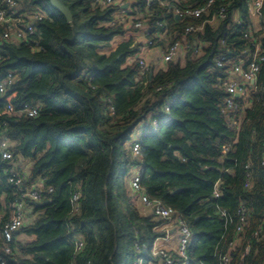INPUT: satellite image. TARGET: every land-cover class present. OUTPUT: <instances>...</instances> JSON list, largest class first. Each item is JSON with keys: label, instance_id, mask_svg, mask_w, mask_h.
<instances>
[{"label": "trees", "instance_id": "1", "mask_svg": "<svg viewBox=\"0 0 264 264\" xmlns=\"http://www.w3.org/2000/svg\"><path fill=\"white\" fill-rule=\"evenodd\" d=\"M104 1L57 0L71 14L68 23L49 0H23L26 9L44 13L33 23L35 33L14 44L2 40L0 28V80L10 72L14 77L0 96V137L11 142L15 159L32 162L29 183L43 180V188L52 189L44 194L43 208L27 204L7 264L157 262L151 247L163 236L157 231L162 222L144 215L133 198L134 168L141 194L174 210L190 229L189 264H223V257L226 264H264V62L250 102L235 99L243 107L240 119L224 110L227 93L221 86L242 51L251 48L244 38L249 21L243 0L225 1L227 19L186 37L185 28L203 19H175L174 8H196L206 0H152L149 6L135 0L150 48L166 52L184 37L204 46L200 57L186 52L184 66L171 61L164 70L154 73L149 66L143 74L137 59L127 64L139 52L132 38L103 53L115 38L135 31L134 19L131 28L110 25L120 9ZM239 10L240 26L233 22ZM252 36L264 49V31ZM220 56L231 64L217 67ZM6 103L15 111L29 103L39 114L4 115ZM246 165L252 179L248 190ZM14 192L0 168V225ZM240 205L251 212L236 234ZM259 228L262 234L253 237Z\"/></svg>", "mask_w": 264, "mask_h": 264}, {"label": "built area", "instance_id": "2", "mask_svg": "<svg viewBox=\"0 0 264 264\" xmlns=\"http://www.w3.org/2000/svg\"><path fill=\"white\" fill-rule=\"evenodd\" d=\"M3 7L0 8V28H3L1 35L2 40L11 41L14 44L24 43L27 37H30L35 33L33 23L41 20L44 13L38 8L26 9L24 7L23 0H1ZM146 6H149L152 0H143ZM227 0H206L204 4L194 8L189 7L185 9L174 8L173 16L175 19H191L202 20L198 25H188L184 30V36H189L197 33H202L204 26L210 25L215 27L221 21L227 19V5L224 3ZM126 0H105L102 2L104 6H118L120 11L110 25L114 24H127L128 12L123 10ZM243 10L249 21L248 33L244 35L247 41L252 42L250 49H245L241 53L239 61L232 64L228 70V75L222 81V87L227 93V97L224 102V110L234 112L236 118L240 119L243 115V107L238 108L235 103V99L240 97L242 99L251 100V92L256 88L257 76L259 73L260 63L264 62V49L261 43L258 42L252 34L254 33L250 27L251 19H262L263 28L260 31H264V0H243ZM134 9L135 13H139V7L137 3ZM219 5L217 9L211 13L212 8ZM240 10L236 11L233 15V22L237 25H242ZM239 15V16H238ZM135 20L133 24L134 29L143 28V21L141 16L138 18L133 17ZM145 39V45L140 47L139 52L146 47H150V40L147 39L145 31L142 33ZM183 36V37H184ZM174 42L166 52L163 53V63L175 61L176 56L181 52L192 51L193 56L200 57L203 52V44L194 42L190 45L189 41L185 40ZM142 48V49H141ZM139 63V69L141 74L148 71V67L143 63L139 57L137 58ZM2 57L0 56V62ZM216 66L219 68L228 67L231 62L226 60L224 56H220L216 61ZM14 77L10 72L0 80V96L3 97L8 88L13 85ZM250 93V94H249ZM170 103L166 105L165 112L168 113ZM4 115L12 116L14 114L25 116L26 118H35L39 114L38 107L29 103L23 104L18 111H15L14 107L10 103H6L4 106ZM233 125L237 126V122L234 120ZM141 136V131L138 134V139ZM135 139V141H136ZM134 141V142H135ZM132 153L134 157H138L140 153V147L137 143H134L132 147ZM24 160L15 159L12 152V144L9 140L0 137V168L6 176V183L14 188V200L10 203L8 218L0 225V264H7V259L13 254L12 243L14 242V236L19 232L20 228L25 223V209L31 203L44 202L46 193H51L52 189L43 188V180H38L36 183H29V173L24 167ZM264 165V162H263ZM246 169V181L244 189L251 188V174L249 165L245 166ZM129 187L133 194H137V200L142 205L144 215L148 212L152 213L156 220L161 221V225L158 228V232L163 234L162 237L157 238L152 247L151 255L157 260L155 263L149 264H189L188 248L191 244V231L186 225L183 217L175 213L171 208L163 206L158 201H150L145 195L141 194L140 187V175L136 173L131 177L129 181ZM213 197H219V192L215 187ZM78 200V193H74L71 198V205L74 208ZM251 210L244 205H240L237 210L238 226H236L235 233L240 234L243 232L246 226ZM221 216L226 219V223L231 222L229 215L225 211H221ZM264 226V219L262 220ZM262 234V228H259L253 233V237H259ZM176 237V246L173 249L168 247L172 239ZM162 244V245H161ZM231 245V244H230ZM81 244L77 245L79 249ZM223 264L228 262L226 257L222 258ZM139 264H142L141 262Z\"/></svg>", "mask_w": 264, "mask_h": 264}, {"label": "crops", "instance_id": "3", "mask_svg": "<svg viewBox=\"0 0 264 264\" xmlns=\"http://www.w3.org/2000/svg\"><path fill=\"white\" fill-rule=\"evenodd\" d=\"M135 4H136V1L135 0H126V2H125V5L123 7L124 8L123 10H125L126 12H128V17L129 18H133L132 15L135 14V12H134V9L136 7ZM139 16L140 15L137 13L136 18H138ZM262 26H263V20L262 19H251L250 20V27H251V29H252V31L254 33H258L263 28ZM127 28H131V27H127ZM143 31H145V27L142 28V33H143ZM130 33L131 32L128 31L124 37H117V38H115L113 40L110 48L103 50V53L109 54L111 52H114L117 49V47L122 42L127 41L129 38H132L134 40L133 45H139V48L142 47V42H143L141 40V39H143L142 33L141 34H137V35L130 34ZM154 50L157 52L156 55H157V60L159 62H156L155 64H151L149 66H152L153 67V72L156 73L157 71L164 70L166 66H165V63H163V61H162V56H163V53L164 52L160 48H157V47H155ZM138 54H139V52L135 56L127 59V64H131L135 59H137L138 58ZM185 60H186V53L183 52V51H181L176 56V58H175V62L179 63L181 66H184L185 65ZM23 164H24L25 169L29 173L30 170H31V167H32V162L29 161V160H24L23 161ZM140 207H141V211H143V207H142L141 204H140ZM171 243L172 242L169 243L168 247L170 249H173L174 250L175 246L173 244L170 245Z\"/></svg>", "mask_w": 264, "mask_h": 264}, {"label": "rangeland", "instance_id": "4", "mask_svg": "<svg viewBox=\"0 0 264 264\" xmlns=\"http://www.w3.org/2000/svg\"><path fill=\"white\" fill-rule=\"evenodd\" d=\"M133 18H128V20H127V27H131L132 25H131V20H132ZM133 30H135V31H129V32H131L130 34H135V35H137V34H141L142 33V28H139V29H133ZM143 42H142V45L144 44L145 45V39L143 38V39H141ZM157 52L154 50V48H150V47H146L142 52H139V54H138V57H139V59H141L142 61H143V63L146 65V67H148L149 65H151V64H155L156 62H159L158 60H157ZM140 131V130H139ZM138 134H139V132L138 131H136L135 133H134V135H133V137H132V143L135 141V139L138 137ZM133 156H135L134 154H133ZM139 168H134V169H132L131 170V173H130V175H129V179H131V177H133V176H135L136 175V172H137V170H138ZM130 188V187H129ZM131 191V190H130ZM132 193V192H131ZM133 194V193H132ZM135 196H133V198L134 199H137V194H134ZM142 212H144V210L142 211ZM147 215L148 216H152L153 218H154V216L152 215V213H150V212H148L147 213ZM155 219V218H154ZM174 245V246H176V237H174L173 238V240H172V243L170 244V245ZM140 262H137L136 264H139Z\"/></svg>", "mask_w": 264, "mask_h": 264}, {"label": "water", "instance_id": "5", "mask_svg": "<svg viewBox=\"0 0 264 264\" xmlns=\"http://www.w3.org/2000/svg\"><path fill=\"white\" fill-rule=\"evenodd\" d=\"M49 3L51 5V7L58 11L65 19L68 23H71L72 17L71 14L69 12V10L65 7H63L62 5H60L57 0H49ZM48 204L47 201L41 202V203H31L32 206L36 207V208H43L44 206H46ZM18 234V233H16Z\"/></svg>", "mask_w": 264, "mask_h": 264}]
</instances>
